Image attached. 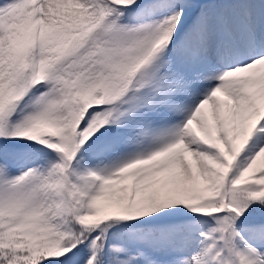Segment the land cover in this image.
<instances>
[{"label": "snow or ice", "instance_id": "6c2138e0", "mask_svg": "<svg viewBox=\"0 0 264 264\" xmlns=\"http://www.w3.org/2000/svg\"><path fill=\"white\" fill-rule=\"evenodd\" d=\"M0 264H264V0H0Z\"/></svg>", "mask_w": 264, "mask_h": 264}]
</instances>
